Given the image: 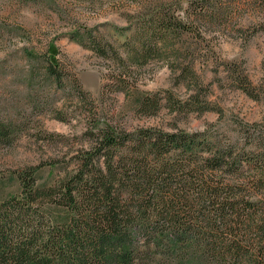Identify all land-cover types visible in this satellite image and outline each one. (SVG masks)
I'll list each match as a JSON object with an SVG mask.
<instances>
[{
    "label": "trees",
    "instance_id": "trees-1",
    "mask_svg": "<svg viewBox=\"0 0 264 264\" xmlns=\"http://www.w3.org/2000/svg\"><path fill=\"white\" fill-rule=\"evenodd\" d=\"M177 10L146 7L148 24L131 37L126 59L89 29L70 38L116 70L143 65L162 55L177 28L185 29ZM194 14L210 22L219 15L204 6ZM57 53L51 41L44 59L61 85ZM116 70L103 89L113 94L128 87ZM231 78L257 99L246 80ZM159 102L143 95L136 112L154 116ZM6 131L0 124V141ZM87 135L71 170L64 166L55 180L39 179L38 168L24 170L16 177L19 198L0 199V264H264L261 160L218 147L204 133L106 125Z\"/></svg>",
    "mask_w": 264,
    "mask_h": 264
},
{
    "label": "rangeland",
    "instance_id": "rangeland-1",
    "mask_svg": "<svg viewBox=\"0 0 264 264\" xmlns=\"http://www.w3.org/2000/svg\"><path fill=\"white\" fill-rule=\"evenodd\" d=\"M159 4L178 8L185 29L177 28L162 55L143 65L116 70L70 38L89 29L126 59L131 37L148 24L143 10ZM200 6L219 15L211 22L209 12L197 16ZM51 41L61 85L46 72ZM113 70L128 80L123 92L103 90ZM231 76L246 80L257 99ZM263 86L264 0H0V124L7 128L0 141V199L19 198L16 177L24 170L38 168L39 179L61 177L88 146V132L106 125L204 133L218 147L264 163ZM143 95L159 98L156 115L136 112Z\"/></svg>",
    "mask_w": 264,
    "mask_h": 264
}]
</instances>
